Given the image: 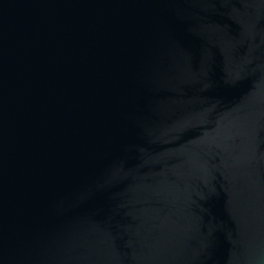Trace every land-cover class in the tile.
I'll return each mask as SVG.
<instances>
[{
  "label": "water",
  "instance_id": "obj_1",
  "mask_svg": "<svg viewBox=\"0 0 264 264\" xmlns=\"http://www.w3.org/2000/svg\"><path fill=\"white\" fill-rule=\"evenodd\" d=\"M0 264H264V0H0Z\"/></svg>",
  "mask_w": 264,
  "mask_h": 264
}]
</instances>
